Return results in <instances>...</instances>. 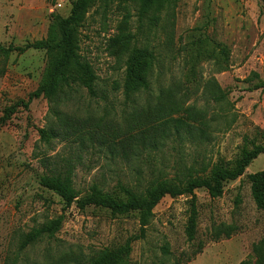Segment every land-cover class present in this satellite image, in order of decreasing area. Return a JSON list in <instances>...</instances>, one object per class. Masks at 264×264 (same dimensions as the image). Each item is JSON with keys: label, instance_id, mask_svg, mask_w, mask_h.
<instances>
[{"label": "rangeland", "instance_id": "1", "mask_svg": "<svg viewBox=\"0 0 264 264\" xmlns=\"http://www.w3.org/2000/svg\"><path fill=\"white\" fill-rule=\"evenodd\" d=\"M73 2L0 0V46L21 48L44 39L50 22L67 18ZM79 48L97 77L99 98L80 90L61 101L35 100L4 124V111L39 86L46 61L40 50L0 56V264H88L139 235L136 213L66 207L39 184L49 170L71 165L78 200L94 182L123 200L117 180L126 182L123 176L131 178L137 169L147 180L150 174L186 175L191 167L231 168L243 153L264 146L260 0H177L173 9L142 18L131 3L96 0L80 29ZM135 55L154 79L149 91L125 100L121 87ZM254 86L262 88L250 90ZM186 131L193 139L184 141ZM263 170L260 155L243 177L224 185L220 198L195 192L193 243L185 236L190 198H163L144 239L132 244L128 263L175 264L203 244L189 264H264V214L256 210L246 180ZM58 218L62 224L54 238L18 252L25 234ZM228 227L235 230L229 239L221 233L211 241L215 231Z\"/></svg>", "mask_w": 264, "mask_h": 264}, {"label": "trees", "instance_id": "2", "mask_svg": "<svg viewBox=\"0 0 264 264\" xmlns=\"http://www.w3.org/2000/svg\"><path fill=\"white\" fill-rule=\"evenodd\" d=\"M127 2L135 5L138 15L146 17L153 15L160 9L169 11L176 5L177 0H106ZM264 5V0H260ZM96 0H74L69 16L65 19L55 17L49 25L47 35L40 41L27 43L21 48L9 46L5 48L0 46V56L7 57L13 52L23 54L28 50H40L45 55V70L42 80L37 89L28 95L26 101H19L15 105L4 111V117L1 123L4 124L11 116L16 114L18 109L27 110L29 105L35 100H46L48 102L61 101L68 95L78 94L84 90L89 98L98 99L96 90L97 77L89 64L85 63L79 54L80 29L86 19L89 10L93 7ZM154 75L151 68L146 66L139 56L135 55L128 60L125 78L122 84L121 95L125 100L137 99L144 91H149ZM262 86H254L252 91H256ZM220 100L223 99L221 95ZM203 124H199L201 131ZM177 136V133L174 132ZM185 140L193 139L189 133L185 132ZM44 138L51 139L48 135ZM92 148L95 144L94 138L89 140ZM260 155H264V146H256L249 152L243 153L238 161L231 168L221 165H215L208 170L206 167L194 171L193 168L185 170L180 175L175 174L173 178L163 176H153L149 179L144 178V172L139 169L134 171L133 177L123 176L125 181L117 180L115 190L123 196V200H117L103 192L104 185L92 183L88 189V195L78 200V194L71 185L69 174H71V165H64L59 169L49 170L47 175L40 178L39 184L44 189L56 194L66 207L75 205L79 210L88 207L100 208L109 211L112 215L124 216L136 213L139 222V235L127 239L125 244L114 251L104 250L97 254L88 264H129V257L132 253V244L142 240L145 237L147 228L152 222L153 211L160 201L169 197L175 199L178 197H188L189 212L185 226V236L188 243H193L196 237L198 210L195 192L204 190L211 199H218L223 195L224 185L228 182H234L243 177L248 166ZM42 164L47 168L50 164L48 159L43 160ZM247 183L250 188L251 199L256 210L264 214V170L248 175ZM62 219L50 221L46 226L32 229L25 234L19 242V253L29 247H32L44 239H52L60 230ZM235 230L232 227L225 228L212 233L211 241L217 242L224 233L229 239L231 233ZM203 244L182 260L184 254H181L175 264H189L199 254L202 253ZM165 256L169 255L167 247L162 248Z\"/></svg>", "mask_w": 264, "mask_h": 264}]
</instances>
